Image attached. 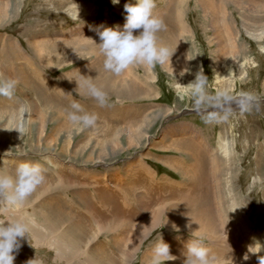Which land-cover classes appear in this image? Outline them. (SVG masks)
<instances>
[{
  "label": "rangeland",
  "instance_id": "1",
  "mask_svg": "<svg viewBox=\"0 0 264 264\" xmlns=\"http://www.w3.org/2000/svg\"><path fill=\"white\" fill-rule=\"evenodd\" d=\"M168 1L155 0L153 13L163 16V22L167 18L159 8ZM237 1L226 6L232 48L225 46L231 39L221 19L213 26L210 13L195 0H185L178 15L184 27L177 39L179 50L174 45L181 59L152 68L133 65L115 76L103 68L95 29H122L124 5L135 0H120L118 5L111 0H0V79L18 81L11 99L0 97V175H12L18 164L28 162L39 165L45 176L22 204L0 201V222L24 218L32 228L14 264H97L95 250L115 257L116 264H150L160 237L176 257L163 264H184V244L194 238H202L210 264H258V256L264 255V21L254 27L250 19L261 2ZM63 42H69L68 49H56ZM37 43L45 49L39 58L31 50ZM2 52L13 57L6 60ZM201 69L210 94L221 88L234 95L252 93L260 98L259 107L243 115L237 110L224 124H204L186 95ZM37 72L51 85L36 83ZM22 75L34 88L36 83L45 90V100L21 82ZM85 78L98 87L106 79L101 88L108 91L110 107L100 108L78 88L76 80ZM116 90L120 94L111 93ZM73 101L97 115L94 129L80 132L67 121ZM190 127L204 154L203 167L209 163L214 169L190 174L191 154H200L195 147L188 152L182 146L175 149L174 137L166 135L170 128L189 134ZM152 147L178 157L155 160L149 154ZM151 183L160 190L157 194L149 192ZM196 186L203 192L190 190ZM185 193L200 203L215 228L209 231L203 219L205 227L197 232L180 213L176 221L170 220V210L177 212L183 204L176 196L188 198ZM147 194L152 202L148 205ZM56 197L64 201L60 204ZM66 201L78 209V230L85 233L81 244L63 237L67 223L55 224L58 213L47 212L51 204L56 211L61 205L67 214L71 207ZM151 215L154 221H147L143 233L134 236V222ZM256 243L262 249L253 254L249 248Z\"/></svg>",
  "mask_w": 264,
  "mask_h": 264
},
{
  "label": "clouds",
  "instance_id": "2",
  "mask_svg": "<svg viewBox=\"0 0 264 264\" xmlns=\"http://www.w3.org/2000/svg\"><path fill=\"white\" fill-rule=\"evenodd\" d=\"M111 3L118 5L120 0H111ZM155 6V0H135L134 3H126L124 5L126 22L122 29L119 27L95 29L100 41L97 44L99 53L103 56L105 71L120 76L133 65L152 68L171 60L173 51L158 42L157 34L164 30L165 25L161 18L154 15ZM76 82L78 88L84 89L86 95L94 100L97 106L100 108L111 106L108 93L91 79L85 78ZM17 84L18 81L12 78L0 79V97L11 99L16 92ZM186 95L192 102L193 111L206 125L227 123L237 110L243 115L254 107H259L261 103L260 98L252 93L234 95L226 88L217 89L214 94H210L208 77L202 69L196 73ZM66 119L80 132L94 129L98 121L95 113L85 111L83 106L75 101L71 102L66 111ZM44 182L45 176L39 165L22 162L15 167L14 174L0 175V201L10 206L22 204ZM5 221L0 222V264H14L15 253L21 248V242L29 239V225L24 218ZM173 228L176 229V226L173 225ZM261 249L262 246L256 243L250 246L249 251L257 254ZM183 255L186 257L184 264H210L209 252L203 246L202 238L188 239L184 244ZM248 258L246 254L244 259ZM174 259L176 257L170 253L169 245L160 237L159 242L152 248L150 264H163L164 261ZM258 264H264V255L258 256Z\"/></svg>",
  "mask_w": 264,
  "mask_h": 264
},
{
  "label": "bare ground",
  "instance_id": "3",
  "mask_svg": "<svg viewBox=\"0 0 264 264\" xmlns=\"http://www.w3.org/2000/svg\"><path fill=\"white\" fill-rule=\"evenodd\" d=\"M196 1V4H198V5H196V6H198V7H201L205 12H207V13H210V15H212V18H213V26L215 25V26H217L218 24H219V20L221 19V22L224 24V26H222L223 27V30H224V32H226V34L228 35V39H231L230 40V42H228V44L227 43H225V46H230L231 48H232V45H233V37H232V35H233V33H231V28H230V25H229V18H228V14L226 13V11H227V5H228V3H239L237 0H195ZM237 1V2H236ZM246 1V0H245ZM248 2H256L257 0H247ZM184 2H185V0H169L168 2H167V4L165 5V8L164 7H162V8H159V10H164V13H165V17L167 18V20H165L164 21V25H165V28H164V30H162V31H160L158 34H157V36H158V42L160 43V44H162V45H164V46H167L171 51H173V55H172V57H171V60H179V59H181V54H180V52L178 51L179 50V40H177L178 39V35L180 34V31L181 30H183L184 31V27H183V25H181L180 26V24H179V22H178V15L183 11V9H184ZM258 3L259 2H261V4H262V7L259 9V8H257V10H255V13L251 16V22H252V25L255 27V26H258V25H260L263 21H264V0H258L257 1ZM256 2V3H257ZM229 6V5H228ZM233 7V6H232ZM231 7V8H232ZM235 8V7H234ZM254 8H256V5H255V7ZM163 13V11H162V14H164ZM160 18H162L163 16H159ZM172 31H173V33H172ZM168 32H171L170 34H172V35H175L174 37H169V35L168 34H166V33H168ZM162 35V36H161ZM164 35H167L166 37H163ZM229 37H231V38H229ZM98 41V40H97ZM10 44V43H9ZM58 44V43H57ZM68 44H69V42H63V43H60V44H58L57 45V48L56 49H60V50H63V49H65V51H66V49H68ZM92 44V43H91ZM175 44H177L178 45V50L174 47V45ZM56 45V44H55ZM71 45V44H70ZM13 46V45H12ZM43 46H44V44L42 45V43H37V44H33L32 45V54L34 55V56H37V58H39L40 57V52H41V54H42V51L43 50H45V49H43ZM50 46H51V44H50ZM89 46H90V44H89ZM10 47V46H9ZM13 48V47H12ZM51 48V47H50ZM88 48V47H87ZM92 48H94L93 46H92ZM13 50V49H12ZM48 50V49H47ZM91 50V49H90ZM94 50V49H93ZM5 51V50H4ZM14 51V50H13ZM224 51H226V50H224ZM229 51V50H228ZM11 52V51H10ZM16 52H17V49H16ZM51 52V51H50ZM6 53V52H5ZM8 53H9V51H8ZM44 54V53H43ZM48 54V53H47ZM54 54V53H53ZM15 55V58L17 57V55H18V53L17 54H14ZM51 55V54H50ZM0 56H1V54H0ZM3 56H4V52H2V58H3ZM13 57V56H12ZM12 57H9V54H8V56L7 57H5L4 56V59H6V60H8L9 58H12ZM54 56H52V58H53ZM49 58V57H48ZM61 58V57H60ZM19 60V59H18ZM20 61V60H19ZM50 60H48V62H49ZM170 61V60H169ZM30 62V61H29ZM48 62H45L46 64L48 63ZM13 65V64H12ZM8 66V65H7ZM14 66V65H13ZM11 67V66H10ZM32 67V68H31ZM34 67L35 66H33V65H31L30 66V70L32 71V70H34ZM25 68V67H24ZM11 70V69H10ZM35 70H37L36 68H35ZM23 71V70H22ZM29 71V70H28ZM24 72V71H23ZM27 72V71H26ZM25 73V72H24ZM11 74H13V73H11ZM37 74H38V80H35V82L36 83H41L42 85H46V87L48 86V85H51L49 82H47V81H45V80H43L41 77H40V75H39V72H37ZM96 74V73H95ZM15 75V74H14ZM29 75V74H28ZM97 75V74H96ZM20 76V75H19ZM101 76V75H100ZM24 77H25V75H22L20 78H21V82L22 81H24L23 82V84H25L26 85V87L28 88V89H31V90H34V89H36V90H38V93H39V95H41L42 96V100H45L46 99V94H45V90H43V91H41L42 89H40L39 88V86L36 84V83H34V85H35V88L33 87V85H32V83L28 80V78L27 77H25V79H24ZM218 79H219V77H218ZM138 82V81H137ZM137 82H135V83H137ZM140 84H141V82H139ZM22 84V85H23ZM105 85H107V83H105ZM142 85H144V84H142ZM142 85H139V89L141 90V89H143L144 90V87L142 86ZM101 86V85H100ZM49 88H50V86H49ZM43 89H45V87L43 88ZM108 89H109V87H108ZM132 90H134V88H131ZM60 93V92H59ZM40 96V97H41ZM221 138V137H220ZM218 140V139H217ZM221 144H222V142H221V140L219 141V144L218 145H220V150H222L223 151V149H221V148H223V146H221ZM191 148H193V147H191ZM189 150H190V148H189ZM191 156L192 157H190L193 161L191 162V163H189V172H190V174H194V173H196V174H198L201 170L202 171H204V170H207L208 169V167L211 169V165L208 163V164H205L204 165V167H203V164H204V159H202V158H204V157H195L193 154H191ZM201 165H202V167H201ZM207 168V169H206ZM212 169H214V167H212ZM195 174V175H196ZM203 174V173H202ZM203 178V177H202ZM195 179V178H194ZM65 182V181H64ZM192 185V184H191ZM150 190H149V192H151L152 194H154V192L156 193V191L158 190V188H155V187H153L152 186V183H151V185H150ZM194 189H190L191 191H196V192H198V190H199V192L201 191V192H203V190H201L202 188H200L199 186L197 187H193ZM168 189H170V191L169 192H171L173 195H174V193H175V189L174 190H171V188H168ZM196 189V190H195ZM160 190H158V192H159ZM162 192V191H161ZM164 192V191H163ZM57 193V192H56ZM99 194H101L102 195V193H99ZM157 194V193H156ZM182 194V193H181ZM56 195V194H55ZM176 195V194H175ZM174 195V196H175ZM184 195H188V198L186 197V196H184V198L183 197H180L179 195H177L176 197H178L177 199H180V201H182L183 202V204H184V206H183V204H181V206L179 207V209H181L182 210V212H180L179 211V209L177 210V212L176 211H173V210H170V212H169V217H170V220H173V221H176V217H178V213H180V214H182L183 215V218H184V222L186 221L187 223H189V224H192L193 223V225H194V227H195V230L197 231V232H201L202 230H203V228L205 227V225H204V223H203V221H201V220H203V219H205V220H208V228H209V231L210 230H212L213 228H215V224H213L214 223V221H212V220H210L209 218H207L206 217V213L207 212H205V209L204 208H200L201 206H200V203L198 204V202H194V199L192 198L191 199V197L192 196H190L191 194L190 193H185ZM198 195H200V194H198ZM58 196V195H57ZM203 196V195H202ZM51 197V196H50ZM62 197V199H63V196H61ZM146 197H148V199L149 200H147V198H146V200H145V203L148 205L149 203H152L151 202V199H150V194H147V196ZM196 198H198V197H196ZM195 198V199H196ZM205 198V197H204ZM203 198V199H204ZM208 198V197H207ZM211 198V197H210ZM56 199H57V202L58 203H62V202H60V200L56 197ZM67 199V198H66ZM65 199V200H66ZM204 200H206V199H204ZM184 201H186V202H184ZM198 201V200H197ZM202 201V200H201ZM211 201H213V199H211ZM203 202V201H202ZM65 203V202H64ZM66 203L68 204V207H71V209H70V211L69 212H67V214H65L64 212H63V208L61 207V205L60 206H57L58 208H61L59 211H56V208H54V206H52L51 204H48V209H47V212L48 213H58L59 214V212H60V214L58 215H54V218H53V220H54V223L55 224H62V223H64V222H66L67 223V225H68V227L66 228V232L64 233V235H63V237H68V238H71L72 240H70V241H72V242H74V244L76 245V244H81L82 242H84V239H85V233H84V230L83 229H81V230H78V229H80L79 227H78V224H77V222H76V219H75V217H77V214H76V210H78L77 209V207H75L73 204L72 205H69L70 204V202L68 203L67 201H66ZM202 204V203H201ZM158 205V204H157ZM200 206V207H199ZM156 207V206H155ZM206 209H208L207 207H205ZM157 209H158V206H157ZM175 209H177V208H175ZM210 209V208H209ZM147 210V209H146ZM148 211V210H147ZM138 213V212H137ZM157 213V212H156ZM147 214V213H146ZM148 214H151V213H148ZM139 215V214H138ZM137 215V216H138ZM47 216V215H46ZM153 218V216L151 215L150 216V218L149 217H141L140 219H137L135 222H134V227H135V235L134 236H136L137 237V234L138 233H143L141 230L142 229H144V228H146L147 226H148V222H150V220H152V218ZM157 216L155 215V217H154V219L156 218ZM206 217V218H205ZM132 218H134L133 217V215H132ZM145 218H147V219H145ZM148 221V222H147ZM154 220H152L151 222H153ZM213 222V223H212ZM173 224H175V223H173ZM30 231H32V228L30 227V229H29ZM38 233V232H37ZM101 251H99V250H95V257L97 258V261H98V263L97 264H116L117 263V260L115 259V257H111V256H109V255H104V254H102L101 255V253H100ZM101 255V256H100ZM215 257V256H214Z\"/></svg>",
  "mask_w": 264,
  "mask_h": 264
},
{
  "label": "crops",
  "instance_id": "4",
  "mask_svg": "<svg viewBox=\"0 0 264 264\" xmlns=\"http://www.w3.org/2000/svg\"><path fill=\"white\" fill-rule=\"evenodd\" d=\"M105 83H107L106 82V79H105ZM101 87H106V85L105 84H102ZM106 92H108V91H106ZM111 93L120 94V90L119 91L116 90V91L111 92ZM134 112H136V111H134ZM148 123H150V122H148ZM166 132H167L166 135H168L169 138H173L174 137L175 145L173 147L175 149L176 148L179 149V147L182 146L183 148H186V152H188L189 147L190 148L191 147H195L196 148V152H198L200 154L198 157H204L203 156L204 155L203 152H201V147L199 145L200 142H199L198 136L197 135H194L192 133V128L191 127H190V129L188 131L189 134L188 133H185V134L184 133H178V131L176 130V128L175 129L174 128L173 129L170 128ZM178 140H180V141H178ZM158 146L161 147V145H158ZM153 150H154V148L152 147V150L149 151V154L151 156H154L155 160L156 159H173V158H177L178 157V156H176L174 154L157 153V152H154Z\"/></svg>",
  "mask_w": 264,
  "mask_h": 264
}]
</instances>
